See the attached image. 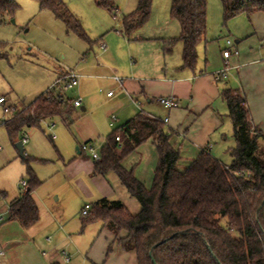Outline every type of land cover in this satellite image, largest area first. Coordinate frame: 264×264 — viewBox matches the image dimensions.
Listing matches in <instances>:
<instances>
[{"label":"trees","instance_id":"trees-1","mask_svg":"<svg viewBox=\"0 0 264 264\" xmlns=\"http://www.w3.org/2000/svg\"><path fill=\"white\" fill-rule=\"evenodd\" d=\"M37 1L42 9H50L63 21L69 31L89 38L64 0ZM220 1L224 24L242 13H264V0ZM97 3L112 12L117 10L114 0ZM152 4L153 0H137L136 9L123 15L126 36L148 21ZM18 8V0H0V18L14 17ZM170 13L178 20L181 32L169 40V45L181 41V68L195 69L198 45L207 34L208 0H172ZM63 90L60 87L46 91L24 108L16 107L13 116L4 121L11 138L25 128L40 126L42 120L72 112L73 100L65 99ZM221 95L228 105L235 139L229 164L204 148L181 168V151L172 143L177 131L143 111L106 136L93 174L107 179L115 174L141 204L139 211L132 212L120 200L102 198L92 204L87 215H82L83 227L101 221L113 234L106 257L119 246L125 251L134 250L138 264H264V133L249 119L244 95L235 94L230 87L224 88ZM147 141L158 153L150 188L135 176L134 168L123 164ZM23 161L29 180L23 195L11 202L9 219L30 227L40 219L33 192L42 181L31 159L23 157Z\"/></svg>","mask_w":264,"mask_h":264},{"label":"rangeland","instance_id":"rangeland-1","mask_svg":"<svg viewBox=\"0 0 264 264\" xmlns=\"http://www.w3.org/2000/svg\"><path fill=\"white\" fill-rule=\"evenodd\" d=\"M64 1L72 12L73 9L77 11L78 14L73 13L81 20L88 39L69 31L63 21L50 9H42L37 0H18L19 8L14 17L0 18V95H5L8 103L19 107L31 104L38 95L51 89L60 80L63 70L71 67L79 73L82 63L87 67L101 68L102 65L101 73L104 75L94 78L93 81L92 92L96 95L91 102L96 106L94 112L89 108L83 111L78 107L71 115L50 118L51 122L45 119L40 126L25 128L15 139L10 137L4 125L10 115L5 114L3 106L0 105V156L9 159L6 165L0 163V212L3 214V219H0V241L16 240L18 254L24 264H52L55 261L61 264H92L86 259V251L96 237L101 221L88 223L81 232L83 216L80 205L83 203L82 198L91 204L90 196L86 195L83 186L86 184L90 192H93L94 177L82 167L86 164L85 161L92 162L93 157L90 151H84L82 156H78L84 160L83 163L73 166L72 162H68L66 152L70 149L76 154V147L90 138L88 144H92L100 153L106 136L120 123L139 113L141 109H137V104L143 101L140 98L136 101L129 94L120 96L123 90L110 76L113 72L106 62L112 61V46L106 37L117 35V30H120L118 23L122 15L128 13L125 0H114L120 10L114 12L115 14L97 4L98 7L96 0ZM132 1L137 3V0ZM159 1L162 6L165 3L167 5L168 22H161L160 18L149 19L131 34L135 39L132 41L135 54H127V59L130 61V57H134L132 64L137 61L142 68L149 67L159 59L155 50L160 41L153 36L164 30L169 35H175L180 30L178 20L168 10L172 0ZM208 6V34L209 39L212 38L209 41L225 44L228 41L223 35L226 28H218L224 25L222 3L220 0H208ZM95 10L102 12L97 14V19H94ZM101 29H105V32L99 36L97 31ZM102 44L107 46L105 51H101ZM162 50L164 53V47ZM136 54L140 55V59L137 60ZM175 57L177 52L174 46L172 59ZM102 61L107 63L106 66ZM99 71L100 69L95 70ZM81 81L82 76L76 87L63 90L65 99L77 95ZM60 87L63 88L62 82L56 86L59 89ZM108 92H113L112 97H108ZM112 116L119 118L114 126L110 125ZM226 133L227 143L235 144L232 129ZM23 137H27V141L23 143L24 156H21L15 143L23 141ZM133 152L127 158L130 160V168L135 171V167H142V164L135 162ZM153 152L151 157L146 156L149 158L143 168L146 179H149V184L145 183L149 187L153 185L158 164L155 148ZM23 157L31 159V166L42 181L34 190L38 197L40 222L31 228H25L19 222L13 221L20 226L15 229L8 225L11 222L7 210L9 199L1 191L7 190L8 197H11L19 192L21 180L28 182L29 175ZM229 160L230 153L227 152L223 161ZM110 179L114 186L113 198L122 201L132 212L139 211L140 202L128 192L120 179L115 174H111ZM63 251L71 256L69 263L62 258Z\"/></svg>","mask_w":264,"mask_h":264},{"label":"crops","instance_id":"crops-1","mask_svg":"<svg viewBox=\"0 0 264 264\" xmlns=\"http://www.w3.org/2000/svg\"><path fill=\"white\" fill-rule=\"evenodd\" d=\"M125 2L127 3L126 9L128 13L136 9L137 3L135 1L133 2L132 0H125ZM97 4L98 3H96V5ZM166 6V3L162 6L161 1L153 0L149 19L160 18L162 19L161 22L164 20H167L168 22L169 19L166 16ZM168 10H171V6L170 9L168 8ZM116 11H120L118 6ZM73 12L78 14L75 9H73ZM110 12L112 14L114 13L112 11ZM93 13H95L94 19H97V14H101L102 12L95 10ZM76 14L74 15L76 16ZM123 15L118 23L120 25V30H117V35L112 34L111 36H108V38L106 37L107 42L112 46V51L110 53L112 61H106L109 64L104 63V61H102V63L105 66L106 64L110 65L109 68L113 72H111L112 75L110 76L121 86V89L123 90V92L120 94L121 97L129 94L133 96V99L136 101L140 98L144 102L139 101V104H137L135 101V103L139 105H136L137 109H141V111L152 116L153 118H160L161 120L168 118V122H165L167 128H172L177 131L172 137V143L181 151V168L188 166L192 159L197 157L204 148H208L215 157L223 161L227 152L230 153V149L232 148L231 146L235 145L233 143H227L226 132H230L232 129L233 137V123L228 115V105L221 95V92L224 88L230 87L235 94H242L246 97L249 119L254 126L259 127L264 133L263 12H257L251 16L242 13L229 20L226 24L222 25V28L221 25L220 27L218 26L219 30L226 28L223 35H225L227 40L232 41V44L230 45L227 42H225V44H220L219 42H210L209 40L212 38L209 39V28H207L205 40L198 45L199 57L195 69L181 68L183 64L182 54L184 47L181 41H177L172 46L169 45V40L171 38L179 36L181 27L178 33H174L175 35H169L168 32L164 30L160 34L153 36L157 37L156 39L160 41L158 44L159 47L155 50L156 57L159 58L157 59L158 61L153 62L149 65V67L143 68L139 66L137 61L132 64L134 57H130V61H128L127 54H135V52L132 50V41L135 39H133L131 35L126 36L123 33ZM209 16L208 6L207 24H209ZM104 32L105 29L97 31L99 36L103 35ZM123 34L124 36H121ZM138 39L139 38H137V40ZM102 46L103 44L101 45V51H105ZM174 46L176 48L177 57L172 59ZM163 47L164 53L162 50ZM228 48L231 49L232 54L230 57L225 58L223 56V51ZM136 57L137 60L140 59V55L136 54ZM82 65L83 66L79 67V73L70 67L69 69L67 68L63 70L61 76L70 70L76 72L80 77L82 76V81L77 91V95L70 99L74 100L75 98L81 97L83 100L81 109L85 111L86 108H89L91 112H94L96 106H94L91 102V100L96 95L94 92H92V88H94L93 81L94 78L104 76L101 73L102 65L101 68L96 66L87 67L83 63ZM225 67L229 69L227 78L217 79L215 76L216 72L222 70ZM99 69V72H95V70L97 71ZM160 97L175 98L179 105L177 107L168 108L158 100ZM26 105L21 106V108L25 107ZM14 106L19 107L18 105ZM76 108L78 107L73 105V110ZM71 113L72 112L66 116L71 115ZM10 117L12 116L10 115ZM46 120H49V122L52 121L50 118H47ZM127 120L123 121L122 123L126 122ZM116 122H119V118L116 117V119H114L112 116L110 125L114 126ZM27 137H23L22 140L24 138L27 139ZM52 137L54 138V136ZM88 141L90 142L91 139L87 138L85 143H88ZM82 145L76 147V154H74L70 149H68L66 152L68 162H72L73 166L78 164L80 165V163H83L82 161H84L82 158L78 157L82 156L84 152L82 150ZM16 148L18 151H20L17 146ZM154 148L155 146L151 142H145L133 152V157L136 160L135 162H137V164H142V167H135V176L145 185V182L149 184V179H146L143 168L145 161L149 158L146 156L149 155L151 157L154 153ZM63 157L66 156L63 154ZM231 160L232 156L230 153V160L223 162L225 164H229ZM8 162L9 159L7 157L0 156V163L2 165H6ZM90 162L88 163L85 161L84 163L86 164H83L82 168L86 169L89 174L92 173L94 177L92 178L94 183V189L92 190L93 192H90L89 188L85 186L86 184L83 186L86 195L90 196L89 202H91V205L95 201L102 198L116 200L113 198L114 186L110 176L107 179L104 176L93 174L95 160L93 159V161L91 163ZM123 164L126 168L131 167L130 160L127 157L124 159ZM102 179H104V181ZM22 181L25 180H21V182ZM21 182L19 192H16L11 197H8L7 190L1 191L3 195L9 199L7 204L8 214L11 202L16 198L21 197L27 188L26 187L24 189ZM146 186L150 188L148 185ZM33 196L37 202L38 197L35 196L34 192ZM82 202L83 203L80 205L81 214L84 206L88 204V201H86V199L83 201V198ZM9 220L11 221L8 224L9 227L15 229L20 228V226L14 224V222L17 220ZM39 222L40 219L34 225L25 228H31L37 225ZM20 225L24 227L21 223ZM84 227L82 222V227L80 229L81 232L83 231L82 229ZM113 239V234L108 229H105L101 222L96 237L92 243H90L88 251H86L87 261L89 260L91 263L96 264H138L137 254L134 250L125 251L119 246H116L111 254L106 257L108 245ZM15 242L16 240L14 239L5 240L3 242L0 241V249L5 251V254L0 256V264H24L19 257L18 246ZM34 259L35 258H33V260Z\"/></svg>","mask_w":264,"mask_h":264},{"label":"built area","instance_id":"built-area-1","mask_svg":"<svg viewBox=\"0 0 264 264\" xmlns=\"http://www.w3.org/2000/svg\"><path fill=\"white\" fill-rule=\"evenodd\" d=\"M227 43L230 45V44H232V41L231 40H228ZM102 47H103L104 50L107 49V46L105 44H103ZM231 54H232V51L229 48L223 51V56L225 58L230 57ZM228 70L229 69L227 67H225L222 70L216 72V75H215L216 78L217 79H225V78H227V76H228ZM79 77L80 76L76 72L70 70L67 73L63 74L60 77V80H57L55 82V84H53V86L51 87V89H49L47 91L50 92V91L54 90L56 88V86L58 84H60L61 82L63 83V89L64 90L72 89V88H74V87H76L78 85ZM108 95L109 96H112L113 95V92H108ZM158 100L162 104H164L166 107H168V108L177 107L179 105L178 101L175 98L160 97ZM82 104H83V100H82L81 97L75 98L73 100V105L75 107H81ZM0 105L3 106L4 113L5 114H8V115H13L14 112H16V110H17L16 107L13 104L8 103V100H7L6 96H4V95H0ZM113 118L116 119L115 116H113ZM163 121L164 122H168V118H165ZM118 139H119V137H118ZM26 141H27V139L24 138L23 139V143L26 142ZM82 150L83 151H90L92 153V157H93V159L95 161H97V160L100 159V153H98L96 151L95 147L92 144L84 143L82 145ZM21 183H22V185H23V187L25 189L27 187V182L26 181H22ZM91 206L92 205L89 204V203L86 204L84 206L83 210H82V214L83 215H87L88 212H89V210L91 209ZM0 219H2V214L1 213H0ZM4 254H5V251L2 250V249H0V256H2ZM61 255H62V258L64 259V261L66 263H69L70 262L71 256L67 252L63 251Z\"/></svg>","mask_w":264,"mask_h":264},{"label":"water","instance_id":"water-1","mask_svg":"<svg viewBox=\"0 0 264 264\" xmlns=\"http://www.w3.org/2000/svg\"><path fill=\"white\" fill-rule=\"evenodd\" d=\"M13 21H14V20H13ZM16 146L19 148L21 155H23V154H24V145H23V141H18V142L16 143Z\"/></svg>","mask_w":264,"mask_h":264}]
</instances>
